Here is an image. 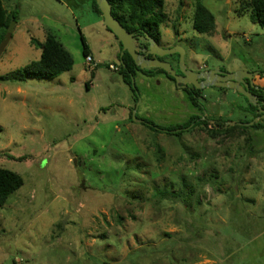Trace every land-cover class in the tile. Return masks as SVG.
Here are the masks:
<instances>
[{"label":"rangeland","instance_id":"1","mask_svg":"<svg viewBox=\"0 0 264 264\" xmlns=\"http://www.w3.org/2000/svg\"><path fill=\"white\" fill-rule=\"evenodd\" d=\"M196 1L214 16L208 35L192 28ZM243 1L163 0L159 46L181 47L190 71H243L264 89V28ZM2 3L17 23L0 46V77L37 61L30 39L47 32L73 67L0 81V169L23 180L0 208V264H264V129L238 125L254 119L243 97L203 89L194 107L164 74L136 73L134 103L118 42L90 0ZM176 56L165 58L174 70ZM133 111L160 127L206 124L173 136Z\"/></svg>","mask_w":264,"mask_h":264},{"label":"trees","instance_id":"2","mask_svg":"<svg viewBox=\"0 0 264 264\" xmlns=\"http://www.w3.org/2000/svg\"><path fill=\"white\" fill-rule=\"evenodd\" d=\"M91 1L93 12L102 18V14L98 9L95 0ZM111 5V14L116 18L123 28L133 34L134 37L143 36L147 34L158 45L160 44L158 28L165 19L163 13V0H108ZM242 8L246 13H249V19L252 23L264 28V0H246L242 3ZM213 14L205 7L203 2L196 1L192 17V28L198 34L208 35L213 32L215 23ZM17 23L16 13L7 14L2 0H0V46L5 41L9 33L12 32L13 25ZM106 28V27H105ZM106 30L110 32L107 28ZM111 33V32H110ZM112 34V33H111ZM113 35V34H112ZM114 37V36H113ZM115 38V37H114ZM116 39V38H115ZM117 40V39H116ZM33 46L40 50V56L37 61H32L22 69L18 70L16 74L9 77H0V81H7L10 79H36V80H53L62 74L69 72L73 67V59L70 53L62 46L56 37L47 32L42 43L30 39ZM119 45L118 59L120 65L118 73L121 76L122 82L129 88L133 94L134 103L138 100V91L134 85L133 78L136 73H140L145 77H154L158 74H164L171 81H174L168 74L157 68L140 69L138 68L131 57L126 53H122V45L117 40ZM82 56L86 58L90 55V50L85 44L84 38L81 37ZM178 56V55H177ZM176 56V57H177ZM166 58V56H165ZM165 58H160L163 61ZM178 61V60H177ZM87 86V85H86ZM253 95L262 94L261 88L252 90ZM186 95L190 103L194 107L201 108L199 101V92H187ZM247 106L245 111L255 117L256 107L250 105L244 98ZM250 120L249 122H251ZM248 123V122H244ZM147 127L155 132H163L173 136H180L187 130L199 125L206 124L202 117L191 116L187 122L173 126V127H157L151 121L145 120ZM242 129L262 130L264 129V119H260L252 126L240 127ZM23 186L22 178L5 169H0V208L4 206L9 197ZM172 197L177 193L170 192ZM156 195L165 197L164 191H156Z\"/></svg>","mask_w":264,"mask_h":264},{"label":"water","instance_id":"3","mask_svg":"<svg viewBox=\"0 0 264 264\" xmlns=\"http://www.w3.org/2000/svg\"><path fill=\"white\" fill-rule=\"evenodd\" d=\"M95 3L102 14V21L104 26L113 34V36L121 43L122 53L126 52L134 64L140 69L157 68L168 74L177 85L186 86L188 84L193 85L196 89L203 90L210 87H219L229 90L237 91L243 95L247 102L252 106H257L258 111L263 113L260 118H255L251 122L238 124L243 126H252L261 118L264 119V109H261L260 104L255 95L246 90L249 84L252 82L253 75L243 71H237L233 73H223L219 68L208 72H193L185 68L184 63V50L179 46L171 48L160 47L153 39L147 34L139 36L138 40L144 41L148 44V48H142L136 45V38L133 34L127 32L119 21L111 14V5L108 0H95ZM10 34V33H9ZM1 50V49H0ZM154 55L158 58H162L170 55H178V69L181 75L176 74L172 66L165 61H161L156 58H148L145 56ZM249 81V84L245 83V80ZM198 80H201L200 82ZM244 86V88H243ZM258 87H256L257 89ZM136 111H133L132 118L134 121H138L135 118ZM234 125V124H231Z\"/></svg>","mask_w":264,"mask_h":264},{"label":"flooded vegetation","instance_id":"4","mask_svg":"<svg viewBox=\"0 0 264 264\" xmlns=\"http://www.w3.org/2000/svg\"><path fill=\"white\" fill-rule=\"evenodd\" d=\"M138 37L139 36H137V37H135L136 38V40H137V42H136V45L137 46H140V47H142V48H148V44L146 43V42H144V41H140V40H138ZM145 56L146 57H148V58H156V59H160V58H158V57H156V56H154V55H147V54H145ZM162 58H165V57H162ZM163 61H165V62H167L165 59L163 60ZM169 63V62H168ZM170 64V63H169ZM171 65V64H170ZM172 66V65H171ZM172 68L174 69V67L172 66ZM187 69V68H186ZM188 70V69H187ZM211 70H214V69H211ZM211 70H209V69H205V70H202V69H199V70H196V71H193V72H208V71H211ZM219 70L221 71V72H223V73H229L228 71H226V70H224V69H221V68H219ZM175 72H176V74H178V75H181V73L179 72V69H178V61H177V68H176V70H174ZM166 77V79L168 80V81H170V82H173L175 85H176V87H178V88H181L185 93H186V91L187 92H194V91H197V92H199L200 93V91L201 90H199V89H196L193 85H191V84H188V85H186V86H181V85H177L176 83H175V81H171L167 76H165ZM171 78V77H170ZM245 80V83H247V84H249V81L247 80V79H244ZM199 82L201 81V80H198ZM252 81H253V79H252ZM210 88H217V89H225V88H219V87H210ZM210 88H206V89H210ZM243 88H244V86H243ZM259 89V87L256 89V87L253 85V83L251 82L250 84H249V87L248 88H246V90L247 91H249L250 93L252 92V90H258ZM262 89V88H261ZM229 90V89H228ZM232 91H234V90H232ZM262 91H263V93L262 94H257L256 95V98H257V100H258V103L260 104V106H261V109H264V89H262ZM236 94H238L239 96H241V97H243V98H245L243 95H241V94H239L237 91H234ZM246 99V98H245ZM247 101V100H246ZM254 107H256L257 109L255 110V117H254V119L255 118H260V117H262L263 116V113L262 112H260V111H258V107L257 106H254ZM139 120V122L140 123H142L143 125H145L146 127H147V125L145 124V119H138ZM147 121H149V120H147ZM154 126H157V125H155L154 124ZM157 127H159V128H161L160 126H157ZM148 128V127H147ZM149 129V128H148Z\"/></svg>","mask_w":264,"mask_h":264},{"label":"built area","instance_id":"5","mask_svg":"<svg viewBox=\"0 0 264 264\" xmlns=\"http://www.w3.org/2000/svg\"><path fill=\"white\" fill-rule=\"evenodd\" d=\"M85 66L90 69L91 67L95 66V63L93 62V59L91 56H87L85 59ZM110 69H114L112 67H110Z\"/></svg>","mask_w":264,"mask_h":264},{"label":"crops","instance_id":"6","mask_svg":"<svg viewBox=\"0 0 264 264\" xmlns=\"http://www.w3.org/2000/svg\"><path fill=\"white\" fill-rule=\"evenodd\" d=\"M102 19V18H101ZM261 88V87H260ZM263 89V88H262Z\"/></svg>","mask_w":264,"mask_h":264}]
</instances>
